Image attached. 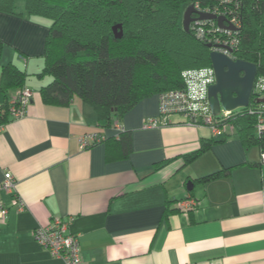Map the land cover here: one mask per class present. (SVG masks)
Returning <instances> with one entry per match:
<instances>
[{"label": "crops", "instance_id": "1", "mask_svg": "<svg viewBox=\"0 0 264 264\" xmlns=\"http://www.w3.org/2000/svg\"><path fill=\"white\" fill-rule=\"evenodd\" d=\"M22 8V0H18ZM49 21L38 15L0 11V65L25 72L33 93L25 114H4L0 129V189L7 207L0 220V264H65L33 236L54 216L77 235L83 264H264V162L259 148L243 146L235 134L222 140L208 126L172 113L166 124L143 127L159 111V92L139 99L104 125L77 95L48 103L39 75ZM16 87L0 89V104ZM130 132L131 150L106 158L105 137ZM101 139L81 147L79 137ZM208 146L190 161L184 155ZM222 174L199 181L200 175ZM190 180L191 188H187ZM193 196L182 212L175 200ZM13 197L21 200L15 202Z\"/></svg>", "mask_w": 264, "mask_h": 264}, {"label": "trees", "instance_id": "2", "mask_svg": "<svg viewBox=\"0 0 264 264\" xmlns=\"http://www.w3.org/2000/svg\"><path fill=\"white\" fill-rule=\"evenodd\" d=\"M184 1L196 0H22V8L18 0H0V11L49 20L44 64L37 72L50 76L39 87L43 101L66 104L77 95L109 125L113 114L118 122L142 97L182 87L183 69L211 65L207 39L195 36L190 26L184 30L179 22ZM197 1L207 6L216 2ZM225 2L218 6L235 13L239 25L229 35H217L233 36L231 55L253 62L255 78L264 80V0ZM116 23H121L119 38L112 29ZM24 77L25 72L14 63L0 65L1 90L22 86ZM259 117L264 118V85L252 89L247 105L230 112L226 121L232 128L217 135V140L235 134L243 146L264 150V129L256 130ZM105 141L108 159L123 157L131 150L130 132L125 128ZM207 146L200 144L184 155L185 161ZM222 173L215 170L195 179L204 181Z\"/></svg>", "mask_w": 264, "mask_h": 264}, {"label": "built area", "instance_id": "3", "mask_svg": "<svg viewBox=\"0 0 264 264\" xmlns=\"http://www.w3.org/2000/svg\"><path fill=\"white\" fill-rule=\"evenodd\" d=\"M229 0H216L212 6L201 5L199 1H194L193 6L198 11H206L215 15L225 17L224 24H231L237 28L239 21L237 15L225 7H219L222 2ZM226 4V2L224 3ZM195 15V14H194ZM190 28L195 36L207 39L210 42L211 50L222 52L229 57L233 45V36H219L218 33L231 34L234 29L222 27L217 24L213 18H196L190 21ZM215 33V36L212 34ZM183 85L180 88H172L159 93V113L155 117H149L143 121V127H152L168 122V116L172 113H181L186 120L194 124H204L208 126L212 135L223 134L224 131H230L232 124L226 121V117L232 110L220 108L218 112L213 113L209 106L207 89L214 82L215 75L212 65L189 67L181 71ZM264 80L258 78L254 80L255 86H263ZM32 89L27 85L19 86L7 98L5 106L0 104V129L3 126L4 113L11 117H19L25 114L26 107L32 96ZM119 129L120 125L116 124ZM264 129V118L259 117L256 124V130L261 132ZM101 134L91 132L79 137L81 147L89 146L92 142L101 139ZM260 162H264V150L259 152ZM14 188V182L10 176L0 181V189L11 190ZM15 202L22 201L13 197ZM197 199L193 196H185L175 200V206L178 210L186 212L197 205ZM7 207L0 198V220H5ZM33 236L36 241L44 246L51 255L60 256L65 264H83L80 255V247L77 235L68 230V222L60 216L52 217L45 225H38L33 230Z\"/></svg>", "mask_w": 264, "mask_h": 264}, {"label": "water", "instance_id": "4", "mask_svg": "<svg viewBox=\"0 0 264 264\" xmlns=\"http://www.w3.org/2000/svg\"><path fill=\"white\" fill-rule=\"evenodd\" d=\"M193 13L197 15L193 16ZM196 18H215L219 26L234 28L231 24H224L225 17L223 15L198 11L192 3H188L184 9L182 28L188 30L189 22ZM112 29L115 37H121V23L112 25ZM206 45L210 47V42H207ZM209 57L215 75L214 82L207 89L211 111L216 113L220 108L233 110L247 105L256 76V65L240 58L233 59L215 50H210ZM187 183V188H191L190 180Z\"/></svg>", "mask_w": 264, "mask_h": 264}, {"label": "rangeland", "instance_id": "5", "mask_svg": "<svg viewBox=\"0 0 264 264\" xmlns=\"http://www.w3.org/2000/svg\"><path fill=\"white\" fill-rule=\"evenodd\" d=\"M188 3H192V2H187V1H184L183 2V4H182V6H181V11H180V14H179V22L182 24V16H183V12H184V9H185V7H186V5L188 4ZM193 4V3H192ZM206 12V11H205ZM195 14V15H194ZM197 14L196 13H193V16H196ZM37 16V15H36ZM39 18H42V19H45V21L47 22V21H49L46 17H43V16H38ZM189 25H190V23H189ZM182 26V25H181Z\"/></svg>", "mask_w": 264, "mask_h": 264}, {"label": "clouds", "instance_id": "6", "mask_svg": "<svg viewBox=\"0 0 264 264\" xmlns=\"http://www.w3.org/2000/svg\"><path fill=\"white\" fill-rule=\"evenodd\" d=\"M194 7V6H193ZM213 19H215V18H213ZM190 23V22H189Z\"/></svg>", "mask_w": 264, "mask_h": 264}]
</instances>
